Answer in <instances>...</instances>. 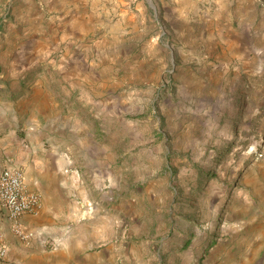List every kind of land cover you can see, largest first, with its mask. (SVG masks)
<instances>
[{
  "label": "rangeland",
  "instance_id": "1",
  "mask_svg": "<svg viewBox=\"0 0 264 264\" xmlns=\"http://www.w3.org/2000/svg\"><path fill=\"white\" fill-rule=\"evenodd\" d=\"M71 8L99 46L101 174L118 193L95 248L112 244V264H264V0H0V95L52 70L48 48L25 76L12 55Z\"/></svg>",
  "mask_w": 264,
  "mask_h": 264
},
{
  "label": "crops",
  "instance_id": "2",
  "mask_svg": "<svg viewBox=\"0 0 264 264\" xmlns=\"http://www.w3.org/2000/svg\"><path fill=\"white\" fill-rule=\"evenodd\" d=\"M81 12L59 10L49 33L50 43L35 40L23 46L22 54L12 55L17 63H27L23 70L18 63V72L24 76L28 67L44 62L47 48L54 58L48 62L52 70L38 75L31 87L34 89L9 91L16 98L8 92L0 95V173L5 168L21 170L26 189L41 198L39 211L22 218L36 234L30 246L23 245L2 219L9 244L8 263L4 264H112L116 258L112 244L95 248L111 240V232L102 236L99 224L104 221L106 207H114L118 193L116 179L101 174L99 147L107 127L106 105L104 94L92 91L91 84L98 86L101 79L89 54L95 47L99 56V46L88 44ZM21 21L14 19L5 30H42L39 23L35 28ZM108 108L114 115V103ZM79 134L86 135L85 142ZM87 137L94 147L89 153ZM73 145L82 147L78 156L73 154ZM55 242L60 245L53 248L50 244ZM127 261L132 263L129 255Z\"/></svg>",
  "mask_w": 264,
  "mask_h": 264
},
{
  "label": "built area",
  "instance_id": "3",
  "mask_svg": "<svg viewBox=\"0 0 264 264\" xmlns=\"http://www.w3.org/2000/svg\"><path fill=\"white\" fill-rule=\"evenodd\" d=\"M0 205L5 212L3 218L8 222L11 233L23 245L30 246L36 234L25 226L22 218L27 213L36 214L39 211L41 198L38 193L26 189L21 170L5 168L0 173ZM50 245L55 248L60 242ZM8 256L9 244L0 224V264H4Z\"/></svg>",
  "mask_w": 264,
  "mask_h": 264
}]
</instances>
